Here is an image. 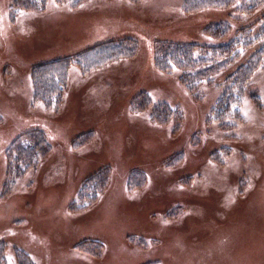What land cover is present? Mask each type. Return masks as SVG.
<instances>
[{"label":"rangeland","instance_id":"1","mask_svg":"<svg viewBox=\"0 0 264 264\" xmlns=\"http://www.w3.org/2000/svg\"><path fill=\"white\" fill-rule=\"evenodd\" d=\"M33 2L44 6H19ZM182 3L0 0V264L1 247L12 255L4 264H18L11 248L20 264H264V62L246 85L242 115L217 122L213 105L235 64L200 84V95L161 73L152 47L154 38L202 37L223 21L243 41L264 19L237 5L186 16ZM110 38L133 40V53L120 49L83 72L75 53ZM242 47L234 63L248 60ZM60 59L70 73L57 101L36 96L34 68ZM140 92L171 106L168 122H157ZM36 129L48 155L24 173L8 170L6 146ZM99 174V196L72 211L80 186ZM82 240L92 251H73Z\"/></svg>","mask_w":264,"mask_h":264},{"label":"trees","instance_id":"2","mask_svg":"<svg viewBox=\"0 0 264 264\" xmlns=\"http://www.w3.org/2000/svg\"><path fill=\"white\" fill-rule=\"evenodd\" d=\"M85 1L86 0H74L73 7H78ZM235 5H237V7L242 10V14H246V16H253L256 13L261 12L262 18L264 19V0H183L182 11L186 16L210 12H227L232 10ZM19 6H22V9H27L28 11L30 9L38 10L43 8L44 2L38 4L37 2H33L32 5L21 3ZM231 15L233 16V14ZM238 18L241 17L238 15ZM207 25L208 26L205 28L206 30L205 33L203 32L202 37L196 36L182 40L154 38V45L152 47L155 67L163 74L169 76L178 75L181 83L185 85L189 92H196L202 95L199 89L200 84L204 82L207 84H214L215 82L212 81L214 77L228 70L230 65L233 66L235 64L233 70L227 74L225 80L227 86L224 88L220 98L213 105V118L215 121L232 122L229 118L234 115H237L236 117L242 115L241 102L243 95L246 94V85L249 79L264 62V45L258 49L252 50V46L255 42L264 39V20L259 28L253 31L249 30L248 33L239 34L240 37L246 35L245 37H241L243 41L232 36L230 28L232 23L230 21ZM254 39L255 41H253ZM127 42L134 41L129 38H110L75 53V56L73 57L78 59V66L81 70L88 73L95 68L111 62L115 56H120L121 54H115V52H118L120 49L124 50V53L122 54L124 56L132 54L134 51V45L128 44ZM240 46L245 48L250 47V51H247L246 53L248 60L243 63H234V60L239 56L238 47ZM69 73L70 64L68 59H60L40 64L34 68L32 73L35 95H41L43 90L48 94L51 93L54 95L52 100L57 101L62 88L66 86ZM41 74H45V78L50 80L48 85L42 83L43 80L40 77ZM141 94L147 97L145 100L147 107H153L151 109L157 122H168V119L171 116L170 114L165 115L164 113L170 111L171 106L165 102L157 101L149 93L145 94L144 92H140L138 96ZM197 98H201V96ZM253 99L255 98L253 97ZM170 103L172 104L171 101ZM209 116L211 117V115ZM34 131H37L39 135H34ZM41 133L42 131L38 129L25 131L13 139L12 142H9V145L5 148V156L8 158L10 165L8 170H12L13 172L16 165L19 169V171L16 172L24 173L32 168V166L34 167V164L38 162L40 156L48 155L50 147H47V150L45 149V146L51 145L47 138L45 139L42 137ZM79 141L74 144L80 149L83 146ZM71 150L74 149L72 148ZM134 172L138 173L137 170L132 171V173ZM101 174L88 178V180L85 181L86 183L84 182L80 186L81 188L77 191L74 202H71L70 209L72 211H85L86 207L91 203V200H94L99 196L101 193V181L99 180ZM73 180L74 179H71V181ZM70 187L72 189L75 188V183L71 184ZM134 187H137V185L135 184ZM4 200L6 199H0V202H3ZM72 211L69 212L70 215L73 214L71 213ZM64 218L68 220L69 216L65 214ZM63 224L67 226L66 223ZM20 225L22 224L19 223L18 226ZM19 233L20 232L17 234ZM84 241H75L73 244L74 249L72 248L73 251L80 250L81 253H84L83 249L87 253L92 251L89 249V246L85 245L86 242ZM2 244L5 243L1 241L0 245ZM90 244L93 245L92 243ZM16 249L18 248H15V250ZM1 250H3L1 264H4L5 261L8 262V260H11L8 259L10 252L8 253V251H6V247H1ZM10 251L13 253L15 259H17L18 264H20L21 260L18 258L19 253H17V250V256H15L12 248ZM31 263L34 264L32 261Z\"/></svg>","mask_w":264,"mask_h":264},{"label":"bare ground","instance_id":"3","mask_svg":"<svg viewBox=\"0 0 264 264\" xmlns=\"http://www.w3.org/2000/svg\"><path fill=\"white\" fill-rule=\"evenodd\" d=\"M111 123H113V122H110V125H111ZM79 129H80V128H79ZM63 141L66 142L65 140H63ZM83 151L86 152L87 150L83 149Z\"/></svg>","mask_w":264,"mask_h":264}]
</instances>
